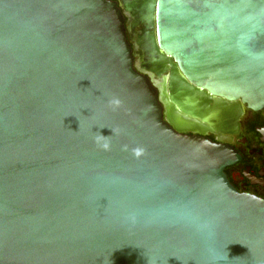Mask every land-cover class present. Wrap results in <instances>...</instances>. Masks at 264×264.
Returning <instances> with one entry per match:
<instances>
[{
	"label": "water",
	"instance_id": "obj_1",
	"mask_svg": "<svg viewBox=\"0 0 264 264\" xmlns=\"http://www.w3.org/2000/svg\"><path fill=\"white\" fill-rule=\"evenodd\" d=\"M130 10L138 50L113 0H0V264H264V197L224 171L264 0Z\"/></svg>",
	"mask_w": 264,
	"mask_h": 264
},
{
	"label": "flooded vegetation",
	"instance_id": "obj_2",
	"mask_svg": "<svg viewBox=\"0 0 264 264\" xmlns=\"http://www.w3.org/2000/svg\"><path fill=\"white\" fill-rule=\"evenodd\" d=\"M113 1L117 3L125 18L126 36L131 47L133 50H138L136 38L142 32L143 26L142 24L131 26L134 21L130 10L133 0ZM138 59L139 56L134 55V61L137 62ZM186 134L199 135L198 133ZM201 136L219 143L216 133L206 132ZM225 144L233 148L240 156L239 160L224 169L230 182L238 191L264 197V110L257 112L247 110L240 120L238 132Z\"/></svg>",
	"mask_w": 264,
	"mask_h": 264
}]
</instances>
